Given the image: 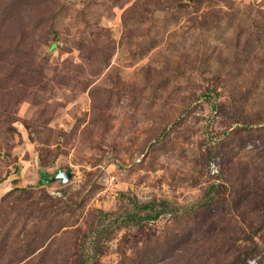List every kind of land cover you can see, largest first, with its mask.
<instances>
[{
  "label": "rangeland",
  "instance_id": "374dc122",
  "mask_svg": "<svg viewBox=\"0 0 264 264\" xmlns=\"http://www.w3.org/2000/svg\"><path fill=\"white\" fill-rule=\"evenodd\" d=\"M0 264H264V0H0Z\"/></svg>",
  "mask_w": 264,
  "mask_h": 264
},
{
  "label": "water",
  "instance_id": "95a60500",
  "mask_svg": "<svg viewBox=\"0 0 264 264\" xmlns=\"http://www.w3.org/2000/svg\"><path fill=\"white\" fill-rule=\"evenodd\" d=\"M56 175H57V177L64 178L63 181L70 178V173L68 171H60Z\"/></svg>",
  "mask_w": 264,
  "mask_h": 264
},
{
  "label": "trees",
  "instance_id": "16d2710c",
  "mask_svg": "<svg viewBox=\"0 0 264 264\" xmlns=\"http://www.w3.org/2000/svg\"><path fill=\"white\" fill-rule=\"evenodd\" d=\"M43 180V179H47V175L46 174H44V172H42L41 173V176H40V180ZM255 182H256V185H259V183H260V180H255ZM261 196V195H260ZM157 214H154V215H151V216H156Z\"/></svg>",
  "mask_w": 264,
  "mask_h": 264
},
{
  "label": "built area",
  "instance_id": "2783aa9c",
  "mask_svg": "<svg viewBox=\"0 0 264 264\" xmlns=\"http://www.w3.org/2000/svg\"><path fill=\"white\" fill-rule=\"evenodd\" d=\"M113 178V177H112Z\"/></svg>",
  "mask_w": 264,
  "mask_h": 264
}]
</instances>
